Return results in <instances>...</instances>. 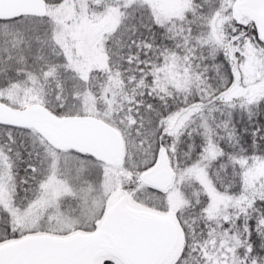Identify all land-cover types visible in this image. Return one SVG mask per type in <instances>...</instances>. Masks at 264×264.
<instances>
[{
  "label": "snow or ice",
  "instance_id": "obj_1",
  "mask_svg": "<svg viewBox=\"0 0 264 264\" xmlns=\"http://www.w3.org/2000/svg\"><path fill=\"white\" fill-rule=\"evenodd\" d=\"M0 264H264V0H0Z\"/></svg>",
  "mask_w": 264,
  "mask_h": 264
}]
</instances>
